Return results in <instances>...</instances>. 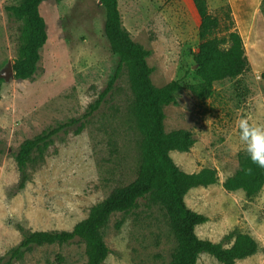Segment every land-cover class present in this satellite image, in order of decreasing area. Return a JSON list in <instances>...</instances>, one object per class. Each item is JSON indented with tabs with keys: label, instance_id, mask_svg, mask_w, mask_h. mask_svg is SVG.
<instances>
[{
	"label": "rangeland",
	"instance_id": "1",
	"mask_svg": "<svg viewBox=\"0 0 264 264\" xmlns=\"http://www.w3.org/2000/svg\"><path fill=\"white\" fill-rule=\"evenodd\" d=\"M21 1L0 0V73L21 55L27 38L25 20L6 10ZM254 1L241 4L244 11H255L254 19L246 17L238 24L232 11L246 41L251 69L217 81L213 96L201 100L194 62L200 21L192 0H118L124 27L151 51L147 61L154 85L181 81L176 103L164 108L165 130H189L195 142L189 151H172L173 160L187 172L203 168L218 172L215 184L192 188L185 196L189 208L208 217L196 233L231 246L234 236L229 235L243 232L258 243L257 252L237 264H264V186L251 197L242 189L228 191L223 186L239 167L237 118L264 125V0L258 5ZM208 4L210 12L220 17L226 6L232 9L230 0H208ZM40 11L48 40L38 70L31 79L0 78V264L23 240L25 230H71L116 187L133 182L143 161L144 138L137 126L127 68L100 106L84 116L119 62L105 36L102 3L46 0ZM220 31L226 33L224 25ZM71 119L79 120L58 133L43 155L32 154L28 179L20 189L21 143ZM102 233L110 249L103 264H169L177 246L166 211L149 198L140 199L129 213H113ZM86 262L85 244L76 240L35 245L14 264ZM196 264L221 263L202 253Z\"/></svg>",
	"mask_w": 264,
	"mask_h": 264
},
{
	"label": "trees",
	"instance_id": "2",
	"mask_svg": "<svg viewBox=\"0 0 264 264\" xmlns=\"http://www.w3.org/2000/svg\"><path fill=\"white\" fill-rule=\"evenodd\" d=\"M44 1L46 0H22L19 4L6 7L12 16L25 20L27 24V38L21 55L13 62L15 79H31L38 70L41 49L48 40L47 23L40 11V5ZM99 1L106 11L105 36L111 51L119 56V62L107 87L84 116L100 106L113 89L122 70L127 68L137 110V126L144 138L143 161L138 177L127 185L116 187L71 230H25L23 240L2 264H14L25 251L35 245L63 244L76 240L85 244L86 264H103L110 249L104 240L102 229L110 216L115 212L129 213L140 199L146 198L164 208L175 235L177 246L169 264H196L202 253L212 255L221 264H237L238 260L252 256L258 250V243L248 233L230 234L229 236H234L231 246L200 238L196 233V227L205 223L208 217L189 208L185 196L192 188L215 184L219 177L215 168L184 171L171 156L172 151H189L195 142L189 130H165L164 108L176 103V94L182 88L181 81L173 80L164 86H155L151 79L153 68L147 61L151 51L135 41L124 27L118 0ZM192 2L200 21L199 46L194 62L195 73L201 81L196 93L201 100H206L213 96L217 81L237 78L250 70L251 64L230 5L226 6L224 17H220L210 12L208 0ZM222 24L226 30L223 35L220 31ZM78 120L59 123L21 143L17 152L21 173L20 189L25 187L28 179L27 166L32 154L38 151L43 155L54 137L61 131H67ZM80 130L81 127L78 132ZM247 168H252L251 174L246 173ZM223 186L228 191L242 189L251 197L264 186V169L253 165L248 155L241 151L238 169L225 179ZM121 224L122 221H119L117 227Z\"/></svg>",
	"mask_w": 264,
	"mask_h": 264
},
{
	"label": "clouds",
	"instance_id": "3",
	"mask_svg": "<svg viewBox=\"0 0 264 264\" xmlns=\"http://www.w3.org/2000/svg\"><path fill=\"white\" fill-rule=\"evenodd\" d=\"M234 131L241 150L248 155L251 163L264 169V125L254 124L246 117H239L235 121ZM245 171L251 174L253 170L247 168Z\"/></svg>",
	"mask_w": 264,
	"mask_h": 264
},
{
	"label": "crops",
	"instance_id": "4",
	"mask_svg": "<svg viewBox=\"0 0 264 264\" xmlns=\"http://www.w3.org/2000/svg\"><path fill=\"white\" fill-rule=\"evenodd\" d=\"M230 3L232 5V11H233V14H234V17L237 21V23L239 24V22L241 21V23H243V21L245 19H247L246 17H252L253 19L255 18V11L254 12H246L242 9V0H230ZM259 4V0L256 2L254 1L253 5H258ZM245 25V24H244ZM243 30V29H242ZM247 29H246V32L245 34H247ZM244 39V38H243ZM244 43L246 44V41L244 39Z\"/></svg>",
	"mask_w": 264,
	"mask_h": 264
},
{
	"label": "water",
	"instance_id": "5",
	"mask_svg": "<svg viewBox=\"0 0 264 264\" xmlns=\"http://www.w3.org/2000/svg\"><path fill=\"white\" fill-rule=\"evenodd\" d=\"M2 77L6 79L14 77L13 62H9L8 65L4 68L3 72L0 73V78Z\"/></svg>",
	"mask_w": 264,
	"mask_h": 264
}]
</instances>
